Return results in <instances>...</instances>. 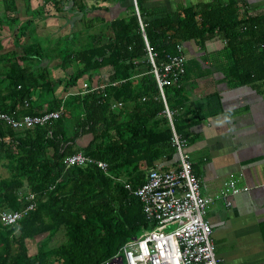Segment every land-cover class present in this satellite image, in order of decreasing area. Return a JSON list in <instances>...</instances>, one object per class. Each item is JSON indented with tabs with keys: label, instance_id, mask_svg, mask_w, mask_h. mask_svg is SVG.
<instances>
[{
	"label": "trees",
	"instance_id": "obj_1",
	"mask_svg": "<svg viewBox=\"0 0 264 264\" xmlns=\"http://www.w3.org/2000/svg\"><path fill=\"white\" fill-rule=\"evenodd\" d=\"M47 1L58 11L69 2L72 12L108 10L86 11V5L75 0ZM126 1L130 4L124 17H87L83 45L74 47L79 35L70 32L50 48L48 41L47 46L37 43L31 20L14 22L15 0H1L0 30L15 29L12 34L21 52L0 54V111H17L20 116L61 109V115L43 127L14 130L0 125V166L9 172L0 178V213L35 204L13 226L0 220V264H107L141 229L152 227L124 184L136 188L148 169L159 163H164L161 170L175 165L176 154L143 33L132 1ZM136 2L144 35L157 53L156 63L175 54L178 44L202 51L208 42L217 41V67L212 69L221 72L223 82L229 88H264V11L250 13L244 2L229 0L163 14ZM28 6L27 2L29 12ZM27 38L34 40L25 44ZM54 59L63 71L71 70L65 79L49 73L48 64ZM204 62V58L188 60L178 85L163 88L175 132L187 142L193 137L191 127L222 112L217 93L204 97L202 109H185L183 82L208 75ZM82 84L98 89L81 93ZM58 86L62 87L56 95ZM24 102L27 109L22 108ZM112 103L116 109H111ZM85 137L88 143L81 146L78 140ZM77 152L105 162L108 175L96 166L67 168L63 160ZM61 228L65 242L28 254L26 240L52 236Z\"/></svg>",
	"mask_w": 264,
	"mask_h": 264
},
{
	"label": "crops",
	"instance_id": "obj_2",
	"mask_svg": "<svg viewBox=\"0 0 264 264\" xmlns=\"http://www.w3.org/2000/svg\"><path fill=\"white\" fill-rule=\"evenodd\" d=\"M95 1L97 7L108 10L98 9L88 17H124L130 4L126 0ZM140 1L144 9L165 14L192 5L229 0ZM233 1L244 2L250 13L264 11V0ZM89 8L86 6V11ZM24 12L28 15L31 9L28 12L25 7ZM185 49L188 60L204 58L203 66L210 69L206 76L183 82L185 109H202L204 97L211 93L218 94L222 107L220 114L207 117L190 129L193 137L187 142V152L193 172L200 179L201 193L214 197L229 180H235L240 188H248L231 197L230 206L218 200L207 212L215 255L219 264H264V88L254 85L229 88L221 72L212 69L217 67V41L208 42L202 51L191 45ZM175 166L169 163L167 170Z\"/></svg>",
	"mask_w": 264,
	"mask_h": 264
},
{
	"label": "built area",
	"instance_id": "obj_3",
	"mask_svg": "<svg viewBox=\"0 0 264 264\" xmlns=\"http://www.w3.org/2000/svg\"><path fill=\"white\" fill-rule=\"evenodd\" d=\"M131 1L143 33L151 73L164 104V113L169 120L176 166L169 170H161L158 167L148 169L144 181L136 188L124 184L125 189L139 200L145 219L152 227L141 229L140 234L124 244L119 253L107 264H119L118 257L121 258V264H219L220 260L214 252L212 228L206 220L207 212L218 200L230 206V198L248 191V188H240L235 180H229L214 197L202 195L200 179L193 172L191 158L187 152V141L175 132L172 112L166 105L163 93L164 87L177 86L185 73L188 61L185 46L176 45L175 54H166L162 62L156 63L157 53L144 35V24L140 19L137 0ZM106 84L99 89H104ZM97 89L82 84L81 93ZM28 105V102H24L22 108L27 109ZM116 108V104L112 103L111 109ZM17 113L0 111V125L14 130L43 127L57 120L61 115V109L34 115L17 116ZM63 163L67 168L96 166L108 175V165L105 162L87 157L82 152L65 157ZM33 198L31 195L28 197L30 201ZM34 207L35 204L30 203L21 210L3 211L0 213V220L5 226H13ZM172 224L174 228L170 229Z\"/></svg>",
	"mask_w": 264,
	"mask_h": 264
},
{
	"label": "rangeland",
	"instance_id": "obj_4",
	"mask_svg": "<svg viewBox=\"0 0 264 264\" xmlns=\"http://www.w3.org/2000/svg\"><path fill=\"white\" fill-rule=\"evenodd\" d=\"M63 2H69L70 0H60ZM77 3H81L83 5H86L88 7H93L97 8V2L95 0H75ZM101 1V0H98ZM28 2L29 4V12L28 15L25 14V7L26 3ZM15 6L17 13L14 14V17L17 19L14 21L17 25H22L23 23H26L27 20H31V23L29 25L35 26V34L33 36L38 37L40 44L43 43V46H47L48 44L50 45V48L53 46H56V44H59L62 42L64 38L68 37V34L70 32H78L79 35V40L74 41V47H77L78 44L83 45L85 43V37L88 32H86V24H87V12H83V17L81 19H75L77 17V10H74L73 12L70 10L67 11H58L55 6L45 0H15ZM27 8V7H26ZM34 12H39L37 15ZM86 10V9H85ZM3 8L0 0V13H2ZM71 11V12H70ZM96 11V10H95ZM74 13V14H72ZM9 16H12V14H9ZM106 19V17H104ZM73 21V24L71 22ZM25 25V24H24ZM15 29L13 30H6L2 31L0 30V54H6L9 53L12 50L20 51V47H17L15 45V38L12 33H14ZM86 32V33H84ZM90 32V31H89ZM72 36V35H71ZM34 40V38H33ZM30 38H27V40H24L25 44H29L31 41ZM41 40V41H40ZM50 40V41H49ZM59 40V42H57ZM48 41V44H46ZM29 42V43H28ZM57 42V43H56ZM66 42L62 43V46ZM218 43V46L220 47V43ZM217 46V44H216ZM61 48V46H60ZM188 52V51H187ZM48 70L51 76L55 79L61 78L65 79V77L71 73V70L68 71H63L59 64V60H52L48 64ZM187 65V63H186ZM62 86H58L56 88V95L60 93ZM88 137L86 138H81L78 140V143L81 145L85 142L88 143ZM9 176V172L0 166V178H7ZM170 229L174 228V224L170 225ZM66 237H65V232L64 229L61 228L56 231V233L52 236H39L34 239H28L26 240V248L27 252L29 255H34L36 254L37 250L40 247H44L45 250L52 249L54 247L59 246L63 242H65Z\"/></svg>",
	"mask_w": 264,
	"mask_h": 264
},
{
	"label": "water",
	"instance_id": "obj_5",
	"mask_svg": "<svg viewBox=\"0 0 264 264\" xmlns=\"http://www.w3.org/2000/svg\"><path fill=\"white\" fill-rule=\"evenodd\" d=\"M73 6V3L72 2H69L68 4H66V6L64 7V10L67 11V10H70ZM83 16V13L82 12H78L77 14V17H75V19H81ZM71 24H73V21L71 22ZM135 238V237H134ZM118 259V263L121 264V258H117ZM108 264H111V263H108Z\"/></svg>",
	"mask_w": 264,
	"mask_h": 264
}]
</instances>
